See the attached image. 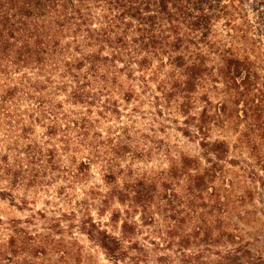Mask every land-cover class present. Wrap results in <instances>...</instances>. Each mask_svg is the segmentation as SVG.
<instances>
[{
    "label": "rangeland",
    "instance_id": "1",
    "mask_svg": "<svg viewBox=\"0 0 264 264\" xmlns=\"http://www.w3.org/2000/svg\"><path fill=\"white\" fill-rule=\"evenodd\" d=\"M240 16L236 31L218 23L217 39L223 46L232 45L239 57L250 60L249 78L244 83L243 75H238V86L231 90L222 82L216 83V87L207 84V90H197L192 104L172 96L169 84L163 85L172 74L156 65L135 71L127 81L121 77L123 82L119 86L95 84L88 106L72 105L67 92H58L63 85L70 89L72 82L62 77L57 67L44 99L63 106L55 114L44 105L43 111L50 114L35 120L28 114L37 117V101L29 90L20 91L17 100L5 105L10 116L0 115V156L8 154L9 162L21 169L25 178L36 174V170L39 175L35 183L27 185L24 180L18 186H10L8 180L0 177V218L23 219L41 211L48 218L57 219L63 231L68 230L60 237L71 245L65 264H133L129 260H109L76 227L78 220L88 213L94 220L108 224L116 234L120 222L111 225L108 218L120 221L128 217L141 226L134 239L148 253L147 259L138 264H159L155 258L163 254L170 257V262L164 264H174L172 248H166V231L170 228L167 225L172 224V219H167L172 215L167 203L175 191L180 197L177 208L187 216L185 224L178 228L180 231H192L195 213L210 212L209 218L216 215L224 219L223 228L237 234L254 257L264 260V0L257 8L244 2ZM28 74L33 79L46 78V74ZM205 91L210 104L197 99ZM205 109L212 115L207 134L195 128ZM71 112L87 119L85 135L75 126L68 129L63 114ZM54 120L61 130L50 136L48 130ZM28 125L31 129L24 133L22 127ZM32 142L45 152L47 148L53 150L52 166L45 160L34 165L28 162L24 148ZM117 145L124 150L117 152ZM184 156L197 158L199 171L216 164L213 179L194 207L190 206L186 190L187 172L179 168ZM109 169L117 174L114 182L110 178L105 180ZM176 169L177 178L166 177ZM135 178L142 182L137 188V204L132 202V192L123 204L117 199L108 204L101 202L109 183L121 190ZM135 205L137 210L132 208ZM72 211L73 217L66 216ZM71 223L73 228L69 230ZM47 226L46 219L35 215L30 230L47 232ZM0 237H6L1 227ZM219 247L227 249L232 244Z\"/></svg>",
    "mask_w": 264,
    "mask_h": 264
},
{
    "label": "trees",
    "instance_id": "2",
    "mask_svg": "<svg viewBox=\"0 0 264 264\" xmlns=\"http://www.w3.org/2000/svg\"><path fill=\"white\" fill-rule=\"evenodd\" d=\"M244 2L255 8L262 4V0H0V115L10 116L5 105L17 100L24 89L37 101V117L28 114L31 119L50 114L43 111L44 105L57 114L63 104L44 99V91L57 67L61 76L72 82L70 89L63 85L58 92H67V100L75 106L91 104L89 93L95 84L119 86L123 82L121 77L127 81L135 71L142 72L155 65L172 74L163 85L169 84L172 96L187 104L194 102L198 89L207 90V84L216 87V83L222 82L231 90L238 86V75H243L242 82L247 81L251 62L239 57L232 45L221 44L216 25L223 23L236 31ZM28 72L46 74V78L33 79ZM169 95L167 92L166 96ZM197 99L211 103L206 91ZM63 115L68 129L75 126L81 135L87 133L85 116L73 112ZM211 120L212 115L205 109L196 130L207 134ZM30 129L31 125L22 127L24 133ZM58 130L61 127L54 120L48 133L56 135ZM64 142L69 143V139ZM201 144L205 146L204 142ZM115 149L123 151L124 147L117 145ZM24 150L30 164L45 160L53 165L52 149L45 152L32 142ZM180 163L179 168L187 172L186 190L190 206L194 207L213 179L216 164L199 171L197 158L184 156ZM177 170H170L166 177L177 178ZM21 172L9 162L8 154L0 156V177L8 180L10 186L21 185L24 180L30 185L38 179L37 170L29 178ZM105 177L107 182V178L114 182L117 174L109 169ZM109 184L101 197L104 204L111 199L123 204L130 192L135 194L132 202L140 201L137 190L142 185L140 178L126 183L121 190L115 183ZM179 201L174 191L167 203L172 211L167 219H172V224L167 225L170 228L166 231V248H172L174 264H264V260L251 254L243 239L223 228L224 219L216 215L209 218L210 212L195 213L192 231L187 234L180 231L178 228L185 224L187 216L181 215L177 208ZM137 206L132 208L137 210ZM35 215L47 220V232L30 230ZM74 215L73 211L66 214ZM109 219L111 225L120 222L118 233L111 232L108 224L94 220L88 213L78 220L76 227L114 263L129 260L138 264L147 259L146 249L134 239L141 227L139 223L128 217L120 221ZM0 227L6 231V237H0V264H65L69 257L71 245L60 237L68 230L63 231L57 219L48 218L41 211L23 219L0 218ZM72 228L73 224H68V229ZM226 244L232 247L220 249ZM155 259L159 264L170 262L166 254Z\"/></svg>",
    "mask_w": 264,
    "mask_h": 264
}]
</instances>
